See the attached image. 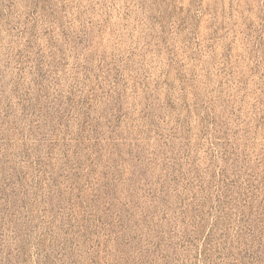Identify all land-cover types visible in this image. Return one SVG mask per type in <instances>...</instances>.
<instances>
[{"label":"rangeland","instance_id":"obj_1","mask_svg":"<svg viewBox=\"0 0 264 264\" xmlns=\"http://www.w3.org/2000/svg\"><path fill=\"white\" fill-rule=\"evenodd\" d=\"M0 264H264V0H0Z\"/></svg>","mask_w":264,"mask_h":264}]
</instances>
